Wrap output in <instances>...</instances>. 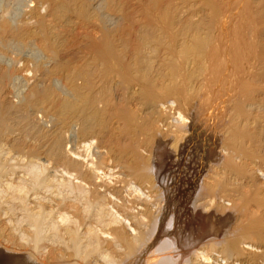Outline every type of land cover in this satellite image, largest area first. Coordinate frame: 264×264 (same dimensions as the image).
<instances>
[{"label":"bare ground","instance_id":"1","mask_svg":"<svg viewBox=\"0 0 264 264\" xmlns=\"http://www.w3.org/2000/svg\"><path fill=\"white\" fill-rule=\"evenodd\" d=\"M262 82L264 0H0V264H95L92 258L90 263L85 259L101 252L100 246L89 245L92 251L81 257L78 248L83 243L72 224L62 231L67 240L58 232L46 235L71 244L74 252L69 259L38 260L37 246L46 238L48 224L63 216L57 172L75 176V187L86 192L85 198L79 194L87 215L98 212L100 219L99 202L108 194L115 199L110 198L115 213L130 222L123 226L127 229L130 224L131 237L117 227L108 232L121 251L116 245L119 254L106 250L105 264H264V171L260 167L242 171L235 164L241 157L238 152L249 155L248 146L256 139L248 124L251 111H264ZM194 84L204 92L200 102L197 93V99L192 96L197 92H192ZM192 98L204 121L213 112L233 120L218 132L224 140L221 152L227 157L222 167L242 187L236 190L230 185L227 197L219 198L229 205L221 207L222 215L219 212L223 224L214 226L197 214L187 226L190 240L182 241L174 221L167 220L169 227L158 221L162 208L156 206L162 190L157 194L151 176L154 170L169 168L176 142L156 144L158 137L145 130L144 117L174 104L182 121L194 106ZM176 120L162 122L169 127ZM91 146L98 158L109 153L93 165L95 170L115 162L120 169L115 178L121 186L100 184L94 169L81 166L77 150ZM252 159L253 164L256 158ZM123 191L134 194L129 204H136V213L130 212ZM143 192L148 198L141 195L136 201L134 197ZM16 214L31 230L24 238L32 244L30 250L20 249L19 239L14 243L18 246L8 247ZM145 227L151 228L150 235L144 236ZM91 231L85 235L96 240Z\"/></svg>","mask_w":264,"mask_h":264},{"label":"rangeland","instance_id":"2","mask_svg":"<svg viewBox=\"0 0 264 264\" xmlns=\"http://www.w3.org/2000/svg\"><path fill=\"white\" fill-rule=\"evenodd\" d=\"M262 83H264V82H262ZM173 85V84H172ZM175 85V84H174ZM262 85V84H261ZM260 85V88L261 87H263L264 86V84H263V86H261ZM196 86V87H195ZM193 87H195L193 90H192V92L193 91H195V90H197V92L195 91L194 93H192V96L195 94V93H197L198 94V96H199V98L197 99L196 98V95L197 94H195L194 95V98L195 99H197L199 102L200 101H202V99H201V97H202V94L204 93V92H202V94L198 91V88H197V84H194V86ZM259 88V89H260ZM262 89V88H261ZM263 89H264V87H263ZM200 90V89H199ZM199 92V93H198ZM201 94V95H200ZM194 98H192L193 100H192V103H194L193 105V107L192 108H190L189 109V111H188V113L186 114V115H182L183 116V118H182V116H181V118H182V121L178 118V112L176 111V108H175V106L177 107V105H174V104H171V105H169L170 107L172 106V108H170L169 106L167 107V106H162V107H160L159 109V111L158 112H155V113H152V114H149L150 115V118L149 117H147V116H145L144 117V126L146 125V128H145V130H150V131H152V134H154V135H156V137H158L157 139L158 140H156V144H160V142L161 141H163V143H169V141H171V139H174V140H172V142L174 141V142H176V143H174L175 144V146H174V148L175 149H173L172 151L173 152H176V153H173V152H171V158H172V163H171V165L169 166V168L166 170L165 169V171L164 170H162L161 172H156V170H154V171H152L153 173L151 174V172H150V174H151V176L153 177L152 178V180L154 179V177H155V181L157 182H155L154 180H153V182L154 183H156V185H155V187L156 188H158V190H157V194L159 193V192H161L159 189H161L162 190V192H161V194L159 193V198H160V196L162 197V198H158V196L156 197V200L155 201H157L158 199L160 200V202H159V200L157 201V206L156 207H161L162 209H160L161 210V214L159 215V218H158V221H159V223L161 222V225H167V227H169L168 226V224L170 223L169 221L171 220V222H173L174 221V223H175V227L177 228V230L179 231V237H180V239L182 240V241H189L190 240V235H189V233H188V223L191 221V219L195 216V215H197V214H199L200 216H202V217H206V219L211 223V224H213L214 226H220V224L222 223H224V222H222L221 220H222V218L221 217H219V216H221L222 214H223V212L222 211H224V207H226V206H229V205H227L226 203H225V205L224 204H222V199L220 200L219 198H222V197H224L225 196V198L227 197V194H226V191H227V193H228V191H229V189L232 187V188H234V189H236V190H238V188L240 187H242V186H239L238 185V187H237V185H236V183L234 182V180L233 179H231L230 178V176L228 175L227 176V173L225 174V169H224V167H222V165L224 164V162L227 160V157H226V155L224 156V154H222V150H221V147H222V144H223V142H224V140L219 136L220 134V128H222L223 126L225 127H229V125H232V124H229V123H231L233 120H229V118L231 119V117H229V116H224V118H223V115H222V113H220L219 112V114L216 112V113H214L213 112V114L214 115H212V118H210V119H207V122L206 121H204V119H202L204 116H203V114H200V113H202L201 112V110H200V105L198 104V106L196 105L198 102H197V100H195L194 101ZM199 99H201V100H199ZM263 99H264V97H263ZM263 102V101H262ZM264 103V102H263ZM196 107V109L195 110H193L194 108ZM199 108V109H198ZM192 109V110H191ZM161 111V112H160ZM160 112V113H159ZM163 112V113H162ZM196 112V113H195ZM252 113H250L251 115H253L252 117H253V119L255 120V119H257V121L255 120V121H253V119H251L250 117V121L249 122H251V123H249L248 124V130H251L252 132L254 131V135L256 136L255 138L256 139H254V140H256V142L254 141V140H252V146L251 145H249V144H247V145H249L248 147H249V150L248 151H250L251 153V155L249 154V155H245L244 154V152L243 151H240L242 154H243V156H242V154L240 153V152H238L239 154L237 155V154H235V155H237V156H239L240 157V155H241V157H240V159L238 160V162L236 161L235 162V164L237 165V167L238 168H241L242 169V171H249V170H254L256 167H258L257 169H260L261 168V170L263 169V171H264V111H251ZM169 113H171V114H169ZM200 115H199V114ZM160 114H161V117H160ZM218 114V115H217ZM221 114V115H220ZM258 114V115H257ZM148 115V116H149ZM151 115H154L153 117H157L156 118V121H154L155 120V118H151ZM158 115V116H157ZM188 115V116H187ZM202 115V116H201ZM217 115V118H216V121H215V119H214V116H216ZM169 116V117H168ZM170 116H172V117H170ZM219 116V117H218ZM220 116H222V118L220 117ZM256 116V117H255ZM168 117V118H167ZM184 117L186 118V120H188V121H186L185 119H184ZM228 117V118H227ZM255 117V118H254ZM148 118V119H150V120H148V122H153V124L155 123V122H157V123H155L154 125H152V123L151 124H149V123H147V120L146 119ZM161 118V119H160ZM165 120H164V119ZM220 118V119H219ZM153 119V120H152ZM167 119L169 120V121H171L172 119H177L176 121H175V123H173L172 125L170 124V126L168 127L165 123H163V122H165V121H167ZM218 119L219 120H221V121H218ZM224 119V120H223ZM227 119V120H226ZM161 120V121H160ZM185 120V121H184ZM262 120V121H261ZM159 121V122H158ZM163 121V122H162ZM169 121H167V122H169ZM179 121V122H178ZM214 121V122H213ZM229 121H231V122H229ZM205 122V123H204ZM223 122V123H222ZM228 122V125H225L226 123ZM253 122V123H252ZM262 122V123H261ZM159 123V124H158ZM163 123V124H162ZM179 123V124H178ZM175 124V125H174ZM176 124H177V126H176ZM180 124L181 125H183V126H180ZM214 124V125H213ZM251 124V125H250ZM262 124V125H261ZM150 125V127H151V125L153 126V127H155L156 125H158V127H157V129H156V127L155 128H152L151 127V129H148V128H150V127H147V126H149ZM161 125H163L162 127H161ZM167 127H166V126ZM250 125V126H249ZM253 125V126H252ZM175 128H174V127ZM206 126V127H205ZM222 126V127H221ZM223 127V128H224ZM225 127V128H226ZM252 127V128H251ZM167 128V130H165V129ZM210 128V129H209ZM156 129V130H155ZM254 129V130H253ZM162 130V131H161ZM171 130V131H170ZM156 131H159V133H162L163 135H159L158 134V132H156ZM168 132L169 134H170V132L172 133V134H170V136H169V134L168 133H166V132ZM170 131V132H169ZM179 131V132H178ZM251 131H249V133L251 132ZM143 132H145V131H143ZM154 132V133H153ZM219 132V133H218ZM157 133V134H156ZM164 133H166V134H164ZM149 134H151V132L149 133ZM218 134V135H217ZM169 137H168V136ZM179 135V136H178ZM263 135V136H262ZM163 136H164V138H163ZM174 136H176L175 138H174ZM160 137H161V140H160ZM168 137V138H167ZM162 138H163V140H162ZM167 139V140H164V139ZM260 138V139H259ZM179 139V140H178ZM223 140V141H222ZM139 141V140H138ZM141 141V140H140ZM178 141V142H177ZM253 141H254V144H253ZM159 142V143H158ZM172 142H170V143H172ZM107 144V143H106ZM151 143H149V145H150ZM153 145H154V141H152V144H151V146H149V147H153ZM246 146V145H245ZM251 146V147H250ZM92 147V146H91ZM91 147H87V148H84V147H82L80 150H82V151H80V150H77L78 152V154H79V161H80V164H81V166H84L85 168L86 167H88V169L90 168V170L92 169H94L95 170V167L94 166H96L99 162H98V160H100V162H101V160H103V159H107L106 157H108V155H109V153H107V155H104V156H102V158L103 157H105V158H103V159H101V158H98V156H97V154H95L94 155V153H96L95 152V150H93V147L91 148ZM112 147V146H111ZM247 147V146H246ZM245 147V148H246ZM90 148V149H89ZM67 149H68V146H67ZM84 149H86V150H84ZM248 149V148H247ZM82 152V153H80V152ZM86 151H87V153H86ZM94 151V152H93ZM253 151V152H252ZM93 154V155H92ZM85 155L87 156V157H85ZM92 155V156H91ZM223 155V156H222ZM252 155H254V156H252ZM90 156V157H89ZM245 156V157H244ZM81 157H83V158H81ZM93 157H96V158H93ZM224 157V158H223ZM244 157V158H243ZM252 157L254 158H256V162L255 163H251V162H254V160L252 159ZM76 158H78V155L77 156H75V159ZM93 158V159H92ZM249 159H252V161L251 160H249ZM77 160V159H76ZM148 160V158H146V161ZM90 161V162H89ZM147 162H149V161H147ZM174 162V163H173ZM92 163V164H91ZM94 163V164H93ZM97 163V164H96ZM108 163H109V165H108ZM257 163V164H256ZM88 164V165H87ZM96 164V165H95ZM108 166H105L104 167V169H102L103 170V172H102V170L100 171V170H95V175H96V181L98 180V183L100 182V184L101 183H107V184H109V186H111L112 187V185L113 186H115L114 184H115V182L117 181V179L115 178V177H117L116 175L118 174V172H120L119 170V168L118 167H116V165H115V162H107L106 163ZM225 164H226V162H225ZM225 164H224V166H225ZM241 164V165H240ZM94 165V166H93ZM255 165V166H254ZM256 165H258V166H256ZM244 166V167H243ZM111 169H110V168ZM260 167V168H259ZM106 168V169H105ZM221 168H223V169H221ZM249 168V169H248ZM114 169V170H113ZM106 170H109V171H107L106 172ZM113 170V171H112ZM168 172V173H167ZM59 173V174H58ZM112 173H114L115 175H113ZM156 173V174H155ZM161 173V174H160ZM225 174V175H223V174ZM109 174V175H108ZM56 176H57V187H56V189L58 188V190H56V192H58V196H59V202H60V204H63V208H60L61 207V205L59 206V208H60V213L64 216H60L61 218H58L57 217V219L59 220H57V219H55V224L54 223H52L51 225H49L48 224V227H47V230L49 229V231H47L46 230V232H45V237L47 238V236L48 235H50L51 233H53V232H58V234H60L61 235V233H62V236H63V239L65 238V236L66 235H63V228H66V227H68V225H73L74 227H75V230H77V231H79V233L77 234L78 235V237L80 238V244L81 243H83V244H81V248L82 249H80V248H78V252H80L79 253V255L81 256V257H83V258H86V257H88L87 255H89L88 253L89 252H91L92 251V249L93 248H96V247H98V246H100L99 248H98V250H100L101 252H99L98 253V251L96 250V252L98 253L95 257L91 254L88 258H86L85 260V262L87 263V261H88V263H90L89 261H92L90 258H92L93 259V261H96L95 262V264H105V263H108V262H106L107 261V259H104V256L105 255H107L106 253H108L106 250H108L109 252H110V254H115V253H117V251L119 250V251H121L120 249V247H121V245H119V246H117V243L114 241V240H112V237H110V236H108L109 234H108V232L110 233V232H112V230L115 228V227H117V228H115V229H118V230H116V231H121L120 233H122V234H124V232L126 233V234H124V235H127V236H129V237H131L130 235H132V234H134V233H132V231L130 232L129 230H131L128 226L130 225V224H128V226H127V229H125L126 227V225H127V223L129 222L128 220H126V221H122L123 219H122V217L121 216H118V215H120V214H118V213H115V211H116V207H114L113 205V202H114V198L112 197L111 198V196H109L108 194L106 195V194H104V192L103 191H101L100 192V194H102L103 195V197L101 196V202H99L101 205H102V208H101V205H100V207L97 209V211H99V212H101V214H102V216H101V214H100V219L98 218L97 219V213L98 212H92V213H90L89 215H87L88 213V211H86L87 209H85V211L84 210H82L81 209V207L80 206H82L81 204V202H82V195H83V198H85L86 196V192L84 191V193L82 192L83 190H81V189H77L76 187H75V184L78 182L76 179H74L75 178V176H71L70 177V175L68 176V175H62L60 172H57V174H55ZM154 175V176H153ZM160 177H159V176ZM63 179H62V178ZM66 177H67V179H66ZM99 179H98V178ZM209 177V178H208ZM116 180H115V179ZM160 178V179H159ZM214 180H213V179ZM217 178V179H216ZM227 178H228V180H227ZM107 179V180H106ZM164 179V180H163ZM204 179V180H203ZM212 179V180H211ZM217 181H216V180ZM229 179H230V181H229ZM76 180V181H75ZM114 180V181H113ZM227 180V181H226ZM109 181V182H108ZM212 181H214V183L212 182ZM226 181V182H225ZM229 181V182H228ZM110 182H112V183H110ZM113 182H114V184H113ZM211 182V183H210ZM220 182V183H219ZM228 182V183H227ZM153 183V184H154ZM159 183V184H158ZM209 183V184H208ZM213 183V184H212ZM224 185H223V184ZM231 183V184H230ZM104 184V185H105ZM110 184H112V185H110ZM116 184L119 186H121V184L120 183H117L116 182ZM214 185L215 184V187H213L212 185ZM218 186H217V185ZM166 185V186H165ZM205 185H207V186H205ZM210 185V186H209ZM230 185H232V186H229ZM74 186V187H73ZM108 186V185H107ZM158 186V187H157ZM162 188H161V187ZM212 186V187H211ZM224 186H226V188L224 187ZM209 187H211V188H209ZM244 188L243 189H245V186H243ZM66 188V189H65ZM163 188H165V189H163ZM213 188H216V190L215 189H213ZM227 188H229V189H227ZM209 189V190H208ZM211 189V190H210ZM218 189V190H217ZM103 190V189H102ZM165 190V191H164ZM168 190V191H167ZM207 191H209V192H207ZM210 191H213V192H210ZM79 192L82 194H79ZM164 192V193H163ZM166 192V193H165ZM124 193V194H123ZM123 193L121 194V195H124V198H123V196H121L123 199H125V197H126V193H127V191H123ZM128 193H130V191H128ZM61 196H60V195ZM62 194H63V196H62ZM162 194H163V196H162ZM165 194V195H164ZM209 194V195H208ZM46 194H42V195H40V197H43V196H45ZM76 195V196H75ZM129 195V196H128ZM127 195V197H126V199L125 200H127L128 199V206L130 205V212L131 213H136L135 211V209H137V208H134L135 206H136V204H134V203H132L133 202V197H132V195L134 196V194H132V193H130V194H128ZM143 196V198H142V196ZM220 195V196H219ZM68 196V197H67ZM78 196V197H77ZM146 196H149L148 195V192L147 193H145V192H143L142 194H139V195H137V196H135L134 198H135V200L136 201H139L140 199H137L138 197L140 198H142V199H145V197ZM172 196H173V199H172ZM222 196V197H221ZM74 197V198H73ZM81 197V198H80ZM131 197H132V202H130V204H129V200L131 199ZM137 197V198H136ZM204 197V198H203ZM65 198V199H64ZM102 198H104V199H102ZM109 198V199H108ZM113 200V202H110L111 201V199ZM146 198H148V197H146ZM218 198V199H217ZM60 199L62 200V201H60ZM99 199H100V197H99ZM162 199H164V200H162ZM167 199V200H166ZM80 200V201H79ZM109 200V201H108ZM153 200V199H152ZM99 201V200H98ZM103 201V202H102ZM106 201H107V203H106ZM142 201V200H141ZM213 201L215 202V203H213ZM220 201V202H219ZM79 202V203H78ZM109 202H110V205H109ZM118 202H120V201H118ZM158 202H159V204H158ZM163 202V203H162ZM169 203L168 204V207H167V204L166 203ZM209 202H211V203H209ZM224 202V201H223ZM78 203V204H77ZM204 204V206L202 205V204ZM220 203V204H219ZM112 204V205H111ZM213 204V205H212ZM65 205V206H64ZM79 205V206H78ZM108 205V206H107ZM133 205V206H132ZM159 205H161V206H159ZM216 205H217V207H216ZM220 205H222V206H220ZM113 207V209H112V207ZM167 208H166V207ZM199 206H200V208H203V210H206V209H208V210H206V211H203V210H201L200 208H199ZM213 206V207H212ZM72 207V208H71ZM75 207V208H74ZM133 207V208H132ZM196 207V208H195ZM207 207H210V208H207ZM221 207H223V208H221ZM58 208V207H57ZM58 208V209H59ZM110 208V209H109ZM131 208H132V210H131ZM166 208V209H165ZM206 208V209H205ZM220 208V209H219ZM227 208V207H226ZM62 209H64L63 211H62ZM67 209V210H66ZM133 209H134V211H133ZM157 209L158 208H156V211H157ZM219 209V210H218ZM80 210V211H79ZM102 210V211H101ZM65 211V212H64ZM96 211V210H95ZM197 211H199V212H197ZM211 211V212H210ZM222 213H221V212ZM68 212V213H67ZM73 212V213H72ZM81 212V213H80ZM85 214H84V213ZM117 212V211H116ZM159 209H158V213L156 212V215H158L159 214ZM221 213V215H219L220 213ZM76 213V214H75ZM108 213H109V216H108ZM164 213V214H163ZM209 213V214H208ZM78 214V215H77ZM95 214V215H94ZM112 214H114V215H112ZM208 214V215H207ZM66 215V216H65ZM71 215V216H70ZM83 215H85V216H83ZM94 215V216H93ZM164 215V216H163ZM176 215V216H175ZM192 215V216H191ZM206 215V216H205ZM77 216V217H76ZM91 216L93 217V218H91ZM95 216H96V218H95ZM169 216V217H168ZM212 216V217H211ZM14 217H15V215H14ZM14 217H12V218H14ZM18 217V218H17ZM75 219H74V218ZM103 219H102V218ZM16 222L14 221V219H12V226L13 227H16V230H13V231H9V232H11V233H9L10 235H9V239H10V242H7L8 243V245H10V246H8L9 248H11L12 246L11 245H13V246H18V245H16V244H18L19 242L18 241H20L21 240V244H19V247H20V249H23V250H25L26 249V251L29 249L30 250V248H32L33 246H32V244L31 243H29V241H25V239L24 238H26V236L27 235H29L30 233H28V230H29V232L31 231L27 226H25L26 225V223H23V221L21 220V217L20 216H18V214H16ZM80 218V219H79ZM95 218V219H94ZM210 218V219H209ZM18 219V220H17ZM71 219V220H70ZM77 219V220H76ZM87 221H86V220ZM89 219H91L90 221H89ZM105 219H106V221H105ZM162 219V220H161ZM170 219V220H169ZM212 219V220H211ZM49 220V219H48ZM103 220V221H102ZM167 220H169V221H167ZM217 220V221H216ZM121 221V222H120ZM167 221V222H166ZM216 221V222H215ZM219 221H220V223H219ZM72 222V223H71ZM87 222V223H86ZM120 222V223H119ZM19 223V224H18ZM62 223V224H61ZM117 223L119 224V226L117 225ZM121 223H123V224H121ZM126 223V225L125 226H123L124 224ZM130 223V222H129ZM163 223V224H162ZM215 223V224H214ZM54 224V225H53ZM58 224V225H57ZM65 224V225H64ZM85 224H87V225H89V226H87V225H85ZM121 224V225H120ZM172 224V223H171ZM170 224V225H171ZM84 225V226H83ZM58 226V227H57ZM97 226V227H96ZM104 226V227H103ZM12 227V228H13ZM20 227V228H19ZM25 227V228H24ZM72 227V226H71ZM87 227H88V229H87ZM107 227V228H106ZM122 227H124V228H122ZM24 229V231H23V229ZM120 228H121V230H120ZM148 228V227H147ZM146 227H145V229H144V231L146 232L145 234H144V236L148 233H150V230H151V228H148L147 229ZM14 229V228H13ZM19 229V232L17 231ZM125 231H124V230ZM12 230V229H11ZM52 230V231H51ZM87 230L89 231H91V232H94L95 234H96V238L97 239H99V241L97 240V243H99V244H95L96 243V240L94 239V240H91V239H89V236L88 235H85L86 234V232H87ZM94 230V231H93ZM105 230L107 231L106 233V235H105ZM109 230V231H108ZM111 230V231H110ZM23 231V232H22ZM76 231V232H77ZM97 233H96V232ZM103 231H104V233H103ZM149 231V232H148ZM182 231V232H181ZM184 231V232H183ZM14 232V233H13ZM25 232V233H24ZM83 232H85V233H83ZM100 232V233H99ZM113 232H114V230H113ZM99 233V234H98ZM102 233V234H101ZM13 234V235H12ZM99 236H98V235ZM21 235V236H20ZM47 235V236H46ZM80 235H81V237H80ZM150 235V234H149ZM11 236V237H10ZM86 237V238H84V237ZM133 236V235H132ZM147 236V235H146ZM13 237H15L14 239H13ZM49 237V236H48ZM109 237L111 238V239H109ZM11 238H12V241H13V243L11 242ZM22 238V239H21ZM44 238V242L42 241V242H40V244L42 245V244H44V245H38L37 246V252H36V254L37 255H40V256H38L37 258H38V260H39V262L41 261V263L42 262H44V263H50L51 261V263H54V262H60V260H61V258L63 259V260H68L69 259V256H70V254L72 253V252H74L73 251V249H72V247H71V244L70 243H68L67 244V242L68 241H66L67 240V238H65L66 240H63V241H60V240H57V239H50V238ZM62 238V237H61ZM82 238H83V240H82ZM8 239V240H9ZM17 239H19L17 242H16V240ZM101 239V240H100ZM103 239V240H102ZM108 239V240H107ZM62 240V239H61ZM92 242H91V241ZM111 240V242H109ZM22 241H23V243H22ZM93 241H94V243H93ZM113 241H114V243H113ZM16 242V244H14ZM109 242V243H108ZM12 243V244H11ZM90 243V244H89ZM114 245H113V244ZM31 244V245H30ZM65 244V245H64ZM86 244V245H85ZM102 244V245H101ZM112 244V245H111ZM29 247V245H30V247L28 248L27 246ZM69 245H70V247H69ZM89 245L92 247V245H93V247H92V249H90L89 248ZM116 245V247L118 248V250L116 251V248H114L113 246H115ZM22 246V247H21ZM32 246V247H31ZM84 246H88V249L86 248V247H84ZM103 246V247H102ZM27 247V248H26ZM38 247H40V248H38ZM64 247V248H63ZM80 247V246H79ZM149 248H151L152 247V245L151 244H149V246H148ZM14 248V247H13ZM42 248V250H40ZM86 248V249H85ZM112 248H113V250H112ZM89 249H90V251H89ZM97 249V248H96ZM111 249V250H110ZM81 250V251H80ZM83 251V252H82ZM105 251H106V253H105ZM115 251V252H114ZM82 252V253H81ZM112 252V253H111ZM103 253V254H102ZM105 253V254H104ZM87 254V255H86ZM101 254H102V256H101ZM117 254H119V253H117ZM59 255V256H58ZM63 255V256H62ZM69 255V256H68ZM97 257H98V259H97ZM99 257H100V260H99ZM49 258H51V259H49ZM65 258V259H64ZM103 258V259H102ZM41 259V260H40ZM97 259V260H96ZM56 260V261H55ZM59 260V261H58ZM102 260V261H101ZM105 262H104V261ZM48 261V262H47ZM50 261V262H49ZM62 261V260H61ZM101 261V262H100ZM56 262V263H57ZM93 264H94V262H92ZM92 263H90V264H92Z\"/></svg>","mask_w":264,"mask_h":264}]
</instances>
